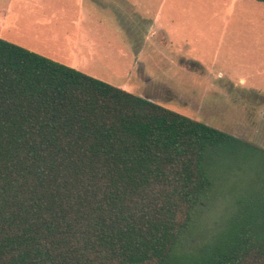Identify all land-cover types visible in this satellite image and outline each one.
Segmentation results:
<instances>
[{
	"label": "trees",
	"instance_id": "16d2710c",
	"mask_svg": "<svg viewBox=\"0 0 264 264\" xmlns=\"http://www.w3.org/2000/svg\"><path fill=\"white\" fill-rule=\"evenodd\" d=\"M242 141L0 37V264H264V178L180 251Z\"/></svg>",
	"mask_w": 264,
	"mask_h": 264
},
{
	"label": "rangeland",
	"instance_id": "374dc122",
	"mask_svg": "<svg viewBox=\"0 0 264 264\" xmlns=\"http://www.w3.org/2000/svg\"><path fill=\"white\" fill-rule=\"evenodd\" d=\"M65 1L42 0L38 14L35 0H0V37L51 58L59 44L74 51L72 38L79 33L85 50L78 59L88 74L243 140L235 150L215 149L208 156L218 183L197 206L179 243L181 252L197 251L225 226L241 194L255 198L261 191L264 2L140 0L141 14L124 18L120 28L112 12H104L103 25L73 18L71 6L68 17L58 16ZM149 5L157 9L155 17Z\"/></svg>",
	"mask_w": 264,
	"mask_h": 264
},
{
	"label": "crops",
	"instance_id": "0c3cea01",
	"mask_svg": "<svg viewBox=\"0 0 264 264\" xmlns=\"http://www.w3.org/2000/svg\"><path fill=\"white\" fill-rule=\"evenodd\" d=\"M38 2V7H34L33 10H35L36 13H41V2L42 0H35ZM48 1V0H46ZM258 1V0H257ZM262 2V1H260ZM71 6L73 9V18L78 19V20H90L92 22V19L99 20V23L103 25L104 22V12L105 13H113V16L118 17V20H121V27L125 26V20L124 18H127L131 16L132 13H140V0H66L65 5H62L63 10H60L58 13V16L62 15L65 17H68V7ZM70 8V7H69ZM71 10V8H70ZM157 11L155 6H150L147 9L148 13H155ZM30 12V11H29ZM130 14V15H129ZM156 15L153 14V17ZM152 17V18H153ZM151 17H146L147 20H150ZM145 19V20H146ZM124 20V21H123ZM124 22V24H123ZM94 27L91 26L89 27V31L92 32ZM86 39L89 41V43H93V39L91 37H88L87 33H85ZM79 33L75 34L72 38V41L76 44L74 51L66 45L59 44V49L55 51V55L51 57L53 60L59 61L61 63H64L66 65H69L71 67H74L76 69H79L85 73L86 71V66L85 62L81 59L78 58H84L81 53L84 52V46L85 44L83 41L79 38ZM25 48L32 50L34 52H38L43 55H47V53L36 49L35 47H32L30 45H24L22 44ZM78 50V52L76 51ZM76 51V52H75ZM75 57V58H74ZM90 73V72H89ZM88 74V73H87ZM91 74V73H90Z\"/></svg>",
	"mask_w": 264,
	"mask_h": 264
}]
</instances>
